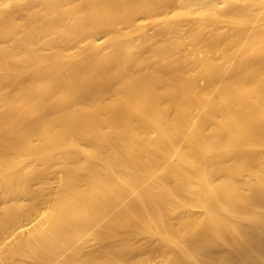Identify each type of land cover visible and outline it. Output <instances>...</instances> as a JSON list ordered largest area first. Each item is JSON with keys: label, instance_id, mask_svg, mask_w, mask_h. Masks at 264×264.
Returning <instances> with one entry per match:
<instances>
[{"label": "bare ground", "instance_id": "bare-ground-1", "mask_svg": "<svg viewBox=\"0 0 264 264\" xmlns=\"http://www.w3.org/2000/svg\"><path fill=\"white\" fill-rule=\"evenodd\" d=\"M135 37L156 40L135 59L120 57ZM233 38L242 43L222 72L211 55ZM179 138L185 155L172 162ZM214 139L230 156L241 146L264 156V0H0V188L28 160L56 168L66 190L63 204L25 226L46 217L57 234L92 232L106 261L120 264L126 238L159 233L161 213L184 199L197 210L184 221L196 264H263L264 161L213 155ZM164 240L172 264L192 260Z\"/></svg>", "mask_w": 264, "mask_h": 264}, {"label": "rangeland", "instance_id": "rangeland-1", "mask_svg": "<svg viewBox=\"0 0 264 264\" xmlns=\"http://www.w3.org/2000/svg\"><path fill=\"white\" fill-rule=\"evenodd\" d=\"M247 28L248 27H246V29ZM146 30L147 29L144 28V31ZM122 32L125 31L122 30ZM244 32L249 33L250 31ZM101 34L102 33H99L96 37H99ZM150 39L151 41H145L141 37H135L133 40L127 39L126 44L130 47L129 52H122L119 56L128 57L130 59L139 57L140 53L142 51H147L150 44L156 40V38H148V40ZM233 40V44L235 45L229 51H224L225 47L221 43L217 44L220 47H218V50L211 55L215 63H220L219 66L222 72L225 69L224 62L233 59V55L237 53L239 48L237 45L242 43L239 42L242 40L240 38H233ZM70 51L72 52L73 49ZM202 51L206 53L207 49L203 48ZM182 53L189 58L187 60V65L189 63L190 66L188 65V67L191 69L194 66V59L196 57L195 52L190 50ZM223 55H226L227 59L226 57H222ZM24 80L25 77H22L17 81V84H23ZM197 86L203 89L204 81L197 78ZM170 113H168V119H172L173 117ZM194 116L195 113L193 112V117ZM149 135L152 136L151 133ZM186 142L187 140L185 138H179L173 149H170L169 153L170 156L172 155L170 157L172 162H176L182 158L179 155H185L183 149ZM203 142L206 141L203 140ZM207 142L211 147L213 155H219L225 160L234 157L241 161L244 159L242 162L245 161V163H247V159L245 160L242 156L244 154L247 157L249 155H257L261 162L264 161V156L260 157L258 155V150H261V147H254V150H251L250 152L246 151V153H244L245 147L241 146L238 150L239 153H236L235 156H230L229 153L217 150L216 145L222 141L214 139ZM77 145L80 149L85 148V146L79 141L77 142ZM224 149L226 150L227 148L224 147ZM23 159H25V157ZM172 162H167V164H175ZM24 164H26V168H21L18 173H11L9 175V177L12 176L15 178L11 188L5 186L0 188V264H115V262L109 263L106 261L104 258L105 255L103 256V254L99 252L100 245L104 239L102 238L98 240L93 238L92 232L79 234L73 233L72 231H64L57 234L58 232L54 231L51 220L46 217L42 221L39 217L38 219L40 222L35 221L34 223H36V225L33 228L30 226L34 223L30 226L24 225L28 224L31 219H34L40 214L46 216L47 211L53 206V203L63 204L60 201L66 196V190L58 187L57 181L62 175L56 168H43L39 164H34L29 167L28 160H25ZM259 170L260 169L258 168L253 169L254 172L260 173L261 171ZM244 174L246 176L245 178L250 180L248 176L249 173L246 172ZM206 178L213 184L218 183V181H212L214 177L209 173L206 175ZM146 188V184L143 183L137 188V192H143ZM198 188L202 190V187L199 186ZM25 191L29 192V196L20 195L18 202L11 201V197L9 196L10 192L22 194ZM160 191L163 192V188L162 190L160 189ZM243 193L247 194V191H244ZM57 197L60 198V200H58ZM128 201L129 200H125V204L129 205L130 201ZM68 205L74 206L71 201L63 206L66 208ZM145 206H149L150 208V205L147 203ZM237 206L236 208L239 210L243 209V204H238ZM121 212L122 208H118L110 212L109 215H111L110 217L116 218ZM195 212H197V210L194 209L193 205H189L183 199L180 201L179 207L173 208L172 215L167 216L166 214L161 213L158 222L160 223V227L163 228H160L159 233H157V231L155 232L156 234L142 233L126 238L130 244L128 250L131 252L125 255L126 259L120 261V264H172V261L170 260L172 257L171 249L168 248L167 242L164 239L174 241L186 255L192 258V260H189L190 262H186L187 258H185V260L182 259L183 264H196V260L199 259L192 254V250L188 246L190 240L189 236H186L184 233V221H190V216L188 215ZM98 222L100 223V226L103 227L105 221ZM221 222L229 224V221L226 220ZM16 225L19 227H21L20 225H24V228H22L23 230L25 229L23 235L18 231L19 235L14 234L13 230L16 231ZM28 227L30 228L26 230ZM10 234L11 236H9ZM211 238L213 239V242L214 240L217 241L221 239L217 237ZM226 239L228 240V243L234 244L238 238L235 237L234 239V236L229 234ZM115 244L121 246L122 242L119 240L116 241ZM164 256H166V259H163Z\"/></svg>", "mask_w": 264, "mask_h": 264}]
</instances>
